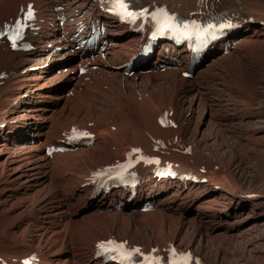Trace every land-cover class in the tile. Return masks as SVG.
<instances>
[{
  "label": "bare ground",
  "instance_id": "1",
  "mask_svg": "<svg viewBox=\"0 0 264 264\" xmlns=\"http://www.w3.org/2000/svg\"><path fill=\"white\" fill-rule=\"evenodd\" d=\"M32 1L39 13L30 35L34 47L12 51L0 40V264H23L32 252L40 258L36 264H109L98 254L97 243L116 238V231L126 240L132 236L129 242L140 245L145 255L152 246L166 253L179 238L185 244L186 235L168 234L169 225L156 245L151 240L141 245L142 237L133 230L135 216L141 222L158 212L180 217L188 208L198 217L217 218L244 208L236 192L241 197L232 204L220 171L211 167L213 158L197 144L183 142L184 125L218 66L226 69L238 92L257 95V74L264 68V0L227 1L233 25L195 63L193 78L181 76L190 59L183 56L186 47L169 43L153 48L151 66L137 64L129 73L128 60L141 54L143 36H126V25L92 0H0V29L5 20L23 16ZM143 2L149 9L162 5L188 13L202 7L198 0ZM79 23L93 36L107 27L105 56L98 54L101 47L92 48L87 58L75 54ZM79 66L87 72L80 73ZM165 113L177 126L160 124ZM140 147L149 160L139 168L136 187L105 193L92 183L94 169L122 161L127 151ZM156 157L158 166L174 167L172 178L152 175ZM203 185L213 189L201 196ZM224 200L234 207L224 211ZM145 202L155 209L146 210ZM83 208L90 214L80 219Z\"/></svg>",
  "mask_w": 264,
  "mask_h": 264
},
{
  "label": "rangeland",
  "instance_id": "2",
  "mask_svg": "<svg viewBox=\"0 0 264 264\" xmlns=\"http://www.w3.org/2000/svg\"><path fill=\"white\" fill-rule=\"evenodd\" d=\"M229 76L220 66L209 73L201 90L203 100L193 106V114L188 113L191 118L184 125L183 142L197 144L201 152L213 158L215 164L211 167L220 171L225 188L229 190L227 194L234 198L232 204L237 205L242 196L244 208L235 215L217 218L198 217L188 208H185L187 214L180 217L158 212L141 222L135 216L133 230L142 237V245L150 240L154 242L161 237L162 228L170 225L168 234L180 232L179 236L187 238L185 244L180 238L175 244L185 248L190 244L192 251L200 255L202 264H264V68L257 74L256 96L238 92L237 84ZM182 112L187 113L186 110ZM205 170L206 167L201 168L202 172ZM210 189L212 186L203 185L198 193L203 196ZM234 192L241 196H235ZM251 196L258 198L261 207L254 205ZM229 202L222 201L224 211L234 207ZM89 214L83 208L77 217L81 219ZM116 235L122 238L118 231Z\"/></svg>",
  "mask_w": 264,
  "mask_h": 264
},
{
  "label": "snow or ice",
  "instance_id": "3",
  "mask_svg": "<svg viewBox=\"0 0 264 264\" xmlns=\"http://www.w3.org/2000/svg\"><path fill=\"white\" fill-rule=\"evenodd\" d=\"M113 4V10L118 14L126 18H137V13L129 10V4L127 0H110ZM35 18V14L32 11L31 6H29V10L25 14V18L22 21H17L15 24V30L10 31L7 33L9 39L12 41L13 47L17 46V41L23 38V32L25 28L28 27L26 21H30ZM157 23L160 25L159 30L163 33L166 30H170L173 32H183L184 35L191 36L192 32L194 31L197 37H207V36H214L215 33L212 31L217 27L215 24H208L205 27H200L198 25L192 24L188 25L185 24L183 27L176 22L174 16H171L167 13L165 9L159 10L154 16ZM232 25L229 24H220L219 28H230ZM2 34V33H0ZM83 135H87L84 133ZM98 248L101 250L102 254H112V258H119L121 264H124L125 261L131 264L134 254L139 253V249L129 250L127 249L124 243H120L117 241H103L98 245ZM173 255H179V260H173V264H192L193 258L191 257L190 253L187 254H177L175 249H173Z\"/></svg>",
  "mask_w": 264,
  "mask_h": 264
}]
</instances>
